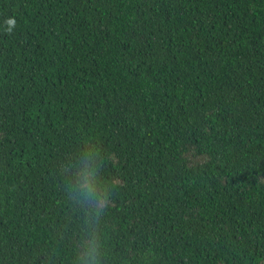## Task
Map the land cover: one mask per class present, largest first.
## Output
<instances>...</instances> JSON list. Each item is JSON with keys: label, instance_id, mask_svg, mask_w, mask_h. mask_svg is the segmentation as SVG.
Instances as JSON below:
<instances>
[{"label": "trees", "instance_id": "16d2710c", "mask_svg": "<svg viewBox=\"0 0 264 264\" xmlns=\"http://www.w3.org/2000/svg\"><path fill=\"white\" fill-rule=\"evenodd\" d=\"M0 264H264V0H0Z\"/></svg>", "mask_w": 264, "mask_h": 264}, {"label": "clouds", "instance_id": "9594fccd", "mask_svg": "<svg viewBox=\"0 0 264 264\" xmlns=\"http://www.w3.org/2000/svg\"><path fill=\"white\" fill-rule=\"evenodd\" d=\"M9 24L14 25L15 21L10 19ZM80 192L85 200H87L89 197H92L93 200L95 201V193H96L95 183L94 182L89 183V181L87 180V177L85 178V183L82 184L80 187ZM96 206L99 207L100 205L97 204Z\"/></svg>", "mask_w": 264, "mask_h": 264}]
</instances>
